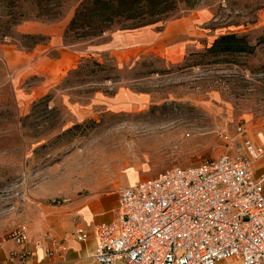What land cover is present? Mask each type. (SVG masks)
<instances>
[{
    "label": "rangeland",
    "instance_id": "1",
    "mask_svg": "<svg viewBox=\"0 0 264 264\" xmlns=\"http://www.w3.org/2000/svg\"><path fill=\"white\" fill-rule=\"evenodd\" d=\"M74 14L44 23L54 25L50 34L17 27L13 39L0 38V242L43 205L109 192L122 180L128 186L133 173L152 178L198 166L225 154L238 126L249 136L264 134V0L181 6L165 22L139 29L157 37L171 27L179 32L172 44L157 39L113 51L105 49L107 36L134 30L114 25L74 41L65 34ZM57 33L62 46L48 49ZM226 35L253 52L209 51ZM24 36L43 39L38 56L72 55L59 67H25L10 54H34ZM152 46H164L162 53Z\"/></svg>",
    "mask_w": 264,
    "mask_h": 264
},
{
    "label": "built area",
    "instance_id": "2",
    "mask_svg": "<svg viewBox=\"0 0 264 264\" xmlns=\"http://www.w3.org/2000/svg\"><path fill=\"white\" fill-rule=\"evenodd\" d=\"M235 131V144L217 158L121 187L117 218L94 229L93 260L264 264V143L244 126ZM9 239L24 245L26 225Z\"/></svg>",
    "mask_w": 264,
    "mask_h": 264
},
{
    "label": "crops",
    "instance_id": "3",
    "mask_svg": "<svg viewBox=\"0 0 264 264\" xmlns=\"http://www.w3.org/2000/svg\"><path fill=\"white\" fill-rule=\"evenodd\" d=\"M159 26V25H158ZM175 26V24L173 25ZM54 25L40 22H26L18 27V30L31 33L50 34ZM53 37L52 44L48 47H61L59 33ZM179 32L168 28L164 33L155 36L153 29L134 30L131 33H116L107 36L110 40L105 47L113 51L118 47H128L131 43H140V46L149 44L150 41H164L170 45L177 38ZM159 41V43H160ZM128 45V46H127ZM164 45V46H165ZM161 46L149 47L157 53H162ZM44 47H36L34 54H27L22 51H11V55L17 62L25 64V67H34L47 62L55 67L61 66L65 58L72 55L65 50L60 57L54 60L47 56H38ZM64 48V47H62ZM125 51L120 52L124 53ZM113 54L115 52H112ZM34 58V59H33ZM257 143H264V134L250 136ZM149 178L146 174H135L125 179L128 186L138 181ZM113 187L109 192H97L89 194H76L71 200L64 204L43 205L29 219L27 227V241L24 245H18L13 240L0 242V264H99L93 260V254L97 247L94 237V229L102 224L113 221L117 218L119 207V189L123 186ZM83 233L86 239L81 241L78 236ZM49 252L53 254L50 255ZM117 264H125L118 262ZM218 264H225L224 262Z\"/></svg>",
    "mask_w": 264,
    "mask_h": 264
},
{
    "label": "trees",
    "instance_id": "4",
    "mask_svg": "<svg viewBox=\"0 0 264 264\" xmlns=\"http://www.w3.org/2000/svg\"><path fill=\"white\" fill-rule=\"evenodd\" d=\"M201 0H0V38L14 37L13 31L20 25L37 21L55 23L66 17V12L75 8V14L66 29V37L74 41L91 40L104 35L110 27L121 30H137L158 23L181 6L191 10ZM36 47L43 39L24 36ZM264 42V38L262 39ZM32 48V47H31ZM254 47L236 35L219 38L209 49L216 53H252Z\"/></svg>",
    "mask_w": 264,
    "mask_h": 264
}]
</instances>
